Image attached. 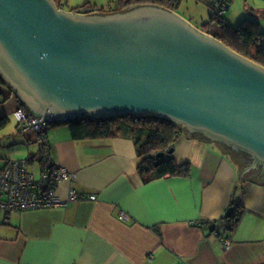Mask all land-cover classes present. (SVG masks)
I'll use <instances>...</instances> for the list:
<instances>
[{
    "label": "water",
    "instance_id": "1",
    "mask_svg": "<svg viewBox=\"0 0 264 264\" xmlns=\"http://www.w3.org/2000/svg\"><path fill=\"white\" fill-rule=\"evenodd\" d=\"M0 75L40 123L155 116L264 164V67L174 11L0 0Z\"/></svg>",
    "mask_w": 264,
    "mask_h": 264
},
{
    "label": "crops",
    "instance_id": "2",
    "mask_svg": "<svg viewBox=\"0 0 264 264\" xmlns=\"http://www.w3.org/2000/svg\"><path fill=\"white\" fill-rule=\"evenodd\" d=\"M0 93V118L14 116L21 101L6 84ZM23 134L36 171L39 136ZM135 141L76 140L65 125L50 129L53 162L75 174L56 189L66 204L0 213V264H264L263 180H242L221 147L189 135L174 158L190 164L191 176L145 183ZM73 189L86 200L69 203ZM236 199L245 210L231 233L224 215Z\"/></svg>",
    "mask_w": 264,
    "mask_h": 264
},
{
    "label": "trees",
    "instance_id": "3",
    "mask_svg": "<svg viewBox=\"0 0 264 264\" xmlns=\"http://www.w3.org/2000/svg\"><path fill=\"white\" fill-rule=\"evenodd\" d=\"M182 1L183 0H117V7L114 10L125 12L127 10L137 9V7L154 6L170 12H176L182 4ZM213 1V14H211L209 22L204 24V29L201 30L210 36L212 35L234 52L264 67V30H262L261 22H259L258 19H254L256 17L253 14L254 17L252 19L243 20L240 25L234 27L229 24L224 17L226 12L220 15V13L216 11L214 7L216 0ZM229 1L230 0L227 2V10L229 9ZM58 7L62 8V4L59 2ZM104 10L105 9H101L100 11L104 13ZM214 24L218 26L217 33L211 32ZM0 84H6L1 75ZM7 85L8 84H6V86ZM0 95H2V93H0ZM21 106L26 109L23 104ZM10 123V117L0 118V132L6 130ZM60 125L67 126L72 137L76 140L107 139L126 134L136 138V150L140 158L138 172L141 174L145 183L158 178H189L191 176L190 164L179 165L174 158V152H169L175 149L176 145L189 135L202 141H209L205 135H200L198 133L190 134L184 126L155 116H124L106 119L82 118L52 125L51 129ZM159 153H165V155L158 158L157 154ZM231 206L234 207L235 210L227 221V229L233 233L245 208L240 199L233 200ZM209 223L210 222L206 224L209 225ZM210 226L211 231L216 232L214 230L215 227L212 225Z\"/></svg>",
    "mask_w": 264,
    "mask_h": 264
},
{
    "label": "built area",
    "instance_id": "4",
    "mask_svg": "<svg viewBox=\"0 0 264 264\" xmlns=\"http://www.w3.org/2000/svg\"><path fill=\"white\" fill-rule=\"evenodd\" d=\"M228 0H216L215 9L222 15L227 10ZM18 121L19 132L36 133L39 136L41 148L40 159L36 171L31 170L30 162L26 159L4 160L0 166V213L26 212L28 210L60 208L66 202L57 196L56 189L61 183L73 181L75 174L64 167L55 165L51 155V142L49 134L52 125L59 122L45 121L40 123L34 116L20 107L15 114ZM87 196L79 194L73 189L68 202L86 200ZM120 220H128L123 213ZM226 246L230 242H224Z\"/></svg>",
    "mask_w": 264,
    "mask_h": 264
},
{
    "label": "rangeland",
    "instance_id": "5",
    "mask_svg": "<svg viewBox=\"0 0 264 264\" xmlns=\"http://www.w3.org/2000/svg\"><path fill=\"white\" fill-rule=\"evenodd\" d=\"M116 1L117 0H58L65 11L73 13H75L76 10L89 9L92 7L96 12L105 9L106 13H111L117 11L113 10L117 7ZM213 2V0H183L175 13L180 15L183 19H187L195 28L201 30L204 29V24L209 22L210 16L213 14ZM229 3V9L224 14L229 24L237 27L243 20L252 19L255 16L256 18L254 19L260 18L259 22H261L262 30H264V0H230ZM217 30L218 26L214 24L211 32L217 33ZM10 120L11 123L9 127L0 132V160H2V158H7L9 160L26 159L28 156L25 150L28 149L22 144L23 141H26L25 135L17 132L16 120L12 114L10 115ZM16 142L20 145H17ZM35 145L34 143L31 149L32 153L38 151ZM235 162L237 163V161ZM34 164L35 163H31V165ZM30 168L34 169L33 167Z\"/></svg>",
    "mask_w": 264,
    "mask_h": 264
},
{
    "label": "flooded vegetation",
    "instance_id": "6",
    "mask_svg": "<svg viewBox=\"0 0 264 264\" xmlns=\"http://www.w3.org/2000/svg\"><path fill=\"white\" fill-rule=\"evenodd\" d=\"M54 1L58 7V0H54ZM58 8L64 11L63 7L62 8L58 7ZM84 10H86V11H84ZM104 11H105L104 13H102L101 11L96 12V10H94L93 8H89V9H83V10H76V12L74 14H76V13L80 14L81 13L83 15H88V16L92 15V14L93 15L94 14H99V15L108 14V13H106V10H104ZM109 14H111V13H109ZM192 133H190V134H192ZM207 140H209L208 142H213L212 140H210L208 138H207ZM213 143H215L217 146L221 147V149L224 150L227 153L228 157H231L234 162L237 161V163L235 162V164H236L237 169H239V173H240L242 180H252L253 181L256 178V179L264 181V164L257 163L255 160V157L252 156V154H250L247 150L238 149L235 147V145H232L230 142L228 143V142H225L222 140L216 141Z\"/></svg>",
    "mask_w": 264,
    "mask_h": 264
}]
</instances>
